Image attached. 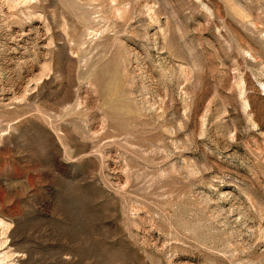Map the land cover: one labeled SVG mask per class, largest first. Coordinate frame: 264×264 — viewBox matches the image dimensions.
Instances as JSON below:
<instances>
[{
    "label": "rangeland",
    "instance_id": "1",
    "mask_svg": "<svg viewBox=\"0 0 264 264\" xmlns=\"http://www.w3.org/2000/svg\"><path fill=\"white\" fill-rule=\"evenodd\" d=\"M0 264H264V0H0Z\"/></svg>",
    "mask_w": 264,
    "mask_h": 264
}]
</instances>
